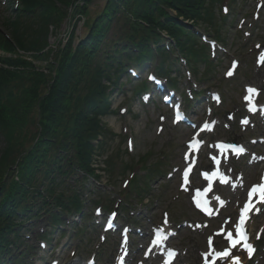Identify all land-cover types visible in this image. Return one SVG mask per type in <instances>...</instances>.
I'll return each mask as SVG.
<instances>
[{
    "label": "trees",
    "instance_id": "16d2710c",
    "mask_svg": "<svg viewBox=\"0 0 264 264\" xmlns=\"http://www.w3.org/2000/svg\"><path fill=\"white\" fill-rule=\"evenodd\" d=\"M220 2L104 0L94 12L95 0H21L11 11L14 17L0 31V49L9 54L0 56L1 263L17 261L14 252L27 245L23 231L31 219L44 213L57 227L66 214H85L81 179L72 185L65 178L78 171L83 179L99 177L94 158L104 143L94 140L108 135L102 117L110 112L125 62L159 55L163 66L169 56L163 34L174 41L172 52L206 56L186 21L220 37ZM81 18L88 34L76 42ZM64 23L65 39L51 46L50 36ZM104 163L111 169L108 157Z\"/></svg>",
    "mask_w": 264,
    "mask_h": 264
},
{
    "label": "rangeland",
    "instance_id": "374dc122",
    "mask_svg": "<svg viewBox=\"0 0 264 264\" xmlns=\"http://www.w3.org/2000/svg\"><path fill=\"white\" fill-rule=\"evenodd\" d=\"M13 1L15 3L16 0ZM256 2L257 0H235V3H233L232 0V5L231 0H223L221 6L223 4L229 6L236 27L235 29L228 28L227 23H224L225 35L224 39L221 40L224 43L221 42V44L228 50V53L220 51L214 52L213 56L211 55V60L215 63L212 71L204 70V65L199 62L197 65L200 78L195 77L194 79L187 74L188 67L180 62L177 64V68L182 72L180 87H192L197 91H202V93L215 89L222 94L224 102L217 109L220 125L215 134L217 135L216 138L240 140L245 136L264 135V120L256 122V127L249 126L246 130H243L238 125V119L229 121L226 115L228 111L236 113L237 116L239 112H243L241 97L246 84L255 85L256 87L258 85L264 89V69H257L254 64V56L257 52L254 45L258 42L264 43V8L261 18L258 21L254 20L253 11ZM10 3L6 0H0V31H2L5 20L14 17V13L9 10ZM103 5L104 0H95L91 8L94 12H98L103 9ZM241 18H247V20L242 23ZM83 22L81 18L77 23L76 42L88 34ZM115 24L114 19L110 25V30H113V32L116 27ZM199 29L200 32L204 31L206 33L203 27L199 26ZM235 30L239 32L240 40L236 38L238 32L236 33ZM245 31L250 32L249 37H246ZM66 33L67 28L64 23L56 33L50 36L51 46H56L59 39H65ZM108 36L110 37L111 34H108ZM0 56H9V54H5L0 49ZM230 56L239 58L241 65L235 78L226 80L224 73L229 64ZM34 63L45 65L37 60H34ZM156 65L157 59L155 58L150 66L154 68ZM137 68L142 69L140 66H137ZM132 82L135 81L132 80ZM198 99L201 100L202 96ZM195 105L196 103L193 104L192 108ZM197 106H201V103ZM121 108L126 109V112L122 113ZM162 112L163 110L157 103L152 102L147 106L142 104L131 90L128 82H125L119 91L116 89L112 94L111 112L102 118L103 125L109 131L102 147L103 155L94 158L96 160L94 167L99 168L100 179L95 181L90 178L84 181V184L80 183L84 186L83 197L88 203L87 210H91L92 214L97 205L93 201L102 198L104 200V202H101L102 205H111L112 208L117 207L120 210V217L124 223H135V226H141L144 230L154 222H162V216L165 212H169L174 224H179L183 220H196L188 196L179 191L177 178L168 179L166 176L167 172H172V167L181 161L180 155L184 149L183 142L188 138V136L182 137L186 133V129L182 126L174 127L169 122L163 123L164 129L159 132L158 126L162 125L159 116ZM1 146H3V143H0ZM107 157L114 163V169L113 164H111L110 169L103 162ZM139 160H143L146 166L150 168L159 166L163 172L160 175L148 178L146 181L147 191L140 195L134 190L131 191V185L138 186L137 182L142 181L138 180V177L145 173L138 164H135ZM133 163L134 168L132 167L127 172L121 170L127 164L131 165ZM242 165L246 166V161H243ZM104 166L107 168L104 169ZM112 170H114L113 173ZM251 171L255 172L256 169H251ZM81 177L82 172L79 171L74 176L66 178L69 184H74V179ZM133 181H136V183ZM77 221L79 222L78 226L82 227L80 220L77 219ZM95 223L96 219L93 217L92 220L86 221L85 225L88 228L84 229L81 234L77 235L75 231H72L70 236L58 238V240L52 239L53 241H50L51 243L48 244L45 250L38 248V240L34 235L30 238L29 235L31 234L29 233L27 238L31 243L36 244L37 250L35 251V257L29 258L27 262L30 264H43V261L57 257L60 259V264H83L91 253H97L100 256V251L104 249L114 250L115 247L112 243L117 242L116 239H119V237L110 235L107 243H102V233L94 227ZM41 226H44V224L34 223L33 231L41 228ZM68 232H70V228ZM208 234L209 231L195 233L184 230L173 240V244L183 250L184 259L194 263L197 259L199 260L200 250L206 249L204 239ZM193 239H198L199 244L193 245ZM200 240H202L201 243ZM54 243H56L57 249L52 252L51 246ZM80 245L82 248L78 249ZM139 248V244H137L136 249ZM260 251L264 252V244L260 246ZM112 260L113 257L107 264H112ZM99 264H105V261L100 260ZM259 264H264V261H260Z\"/></svg>",
    "mask_w": 264,
    "mask_h": 264
},
{
    "label": "snow or ice",
    "instance_id": "6c2138e0",
    "mask_svg": "<svg viewBox=\"0 0 264 264\" xmlns=\"http://www.w3.org/2000/svg\"><path fill=\"white\" fill-rule=\"evenodd\" d=\"M228 74L231 75V72H229ZM254 91H255L254 89H249V92H254ZM258 187L262 191V196H264V185H261V186H254L251 189V192L249 193V197L250 198H251V195L257 191ZM250 207H251L250 203L243 207L241 220H240V226H238V228H237L239 239L238 240L237 239H233V235H232L231 232H228V234H227V239L229 241H231L233 246H235L236 244H238L241 241H243L244 242V247L248 250L249 255H251L253 249H252V246L250 244H247V242H246L247 241V236H246L245 230L241 226L245 222V217H246L247 213L249 212ZM215 256H217V257H229L230 256V249H226L223 252H216ZM232 260H233V264H240V258L239 257H233Z\"/></svg>",
    "mask_w": 264,
    "mask_h": 264
}]
</instances>
